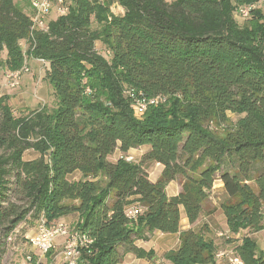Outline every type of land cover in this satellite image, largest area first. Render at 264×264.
<instances>
[{
    "label": "trees",
    "instance_id": "16d2710c",
    "mask_svg": "<svg viewBox=\"0 0 264 264\" xmlns=\"http://www.w3.org/2000/svg\"><path fill=\"white\" fill-rule=\"evenodd\" d=\"M32 1L0 0V69L19 70L25 55L44 60L56 106L16 117L0 96V264L20 225L70 214L92 240L86 264L150 260L136 241L153 232L178 235L166 263L216 264L207 226L180 230V220L183 211L189 225L198 221L217 180L227 230L264 234V10L251 11L250 26L235 18L260 0H67L68 12L31 37L20 4ZM128 90L165 101L137 119ZM142 147L138 162L126 161ZM28 150L38 157L24 160ZM148 162L162 166L155 182ZM130 208L140 211L129 217ZM234 250L243 264H264L248 236Z\"/></svg>",
    "mask_w": 264,
    "mask_h": 264
},
{
    "label": "rangeland",
    "instance_id": "374dc122",
    "mask_svg": "<svg viewBox=\"0 0 264 264\" xmlns=\"http://www.w3.org/2000/svg\"><path fill=\"white\" fill-rule=\"evenodd\" d=\"M18 4L20 3L18 2ZM20 6H22L26 14L28 15L30 14L29 7H25L21 4ZM255 10L257 11L264 10V0H260L258 3L255 4L254 11ZM110 12L113 15H120L122 13L121 9L115 5H112L110 7ZM235 18L238 21L240 26H245V25L250 26L253 24V21H254L253 14H250L248 17L243 18L239 15V13L236 12ZM263 43H264V39L262 42V46H263ZM21 47L23 51L25 52L27 51L28 45L26 42L25 43L22 42ZM95 47L97 50L102 49V45L100 42H97V46ZM106 54H107V51H106ZM24 65L28 67L29 72L25 75H22L18 86L14 89L6 88L5 86L6 81L4 79V71H8V70L5 68L0 69V96L7 95L9 97L8 103L13 111V114L16 117H24V116H27L31 111L41 110L42 108L52 109L53 107L56 106V99H55L53 90L51 86L48 84V82L43 79L46 65L28 55H25ZM164 101L165 99L162 98V100L158 101V103L164 102ZM134 116L137 119H141L143 117V115H137V114H134ZM147 150H148V147H147ZM145 151H146L145 147L137 148V149L129 151L127 153V157L132 158L131 162H138L140 160L141 155ZM121 156L122 154L118 150H116L114 154L109 157V160L114 162ZM37 157H38V154L32 150H28L23 154L24 160H33V159H36ZM144 168L148 174V178L150 181H155L158 179L160 172H161L160 171L161 166L159 164L148 162L144 165ZM68 179L70 181H76L80 179V174L77 172L73 173L72 175L68 177ZM99 180L103 181L101 177L99 178ZM181 182H182V179L180 178L177 181L172 182L170 186H167L166 194L170 196L174 192H176V190L180 188ZM217 184H218V181H215L212 187V191L210 192L209 199L204 204V210H205L204 212L208 211V214L206 215H210V214L214 215L213 222H214L215 229H213L212 231L207 229V233L209 232V236L213 240L216 241L217 251H233L236 245L238 244V242H241V240L246 236L250 237L251 240L254 241L256 245H258L259 248H263L264 247V236H263L264 234L254 233V232L245 230V231L240 232L241 234L239 238H235V237L232 238V234L225 229L224 217H222L220 210L216 208L224 200L225 197L223 193L220 191V189L217 188L216 186ZM214 205H216V207L212 208ZM181 212L183 213V211ZM75 221L76 220H74L73 226L77 228L78 222L75 223ZM35 228H36L35 223H29V221L20 225L17 229V233L19 234L18 240L24 241V237L34 232ZM220 234L221 236H219ZM168 242H169L167 244L168 246L175 244L174 242H176V239H171ZM54 250H56L57 253L60 252L61 243L58 242ZM57 253H53V256L56 257ZM15 259H16L15 258V247L13 245H10L9 242H6L5 253L3 255V264H11L13 260ZM57 261H58L57 259L56 261L54 260V264H57ZM222 261H225V263L227 264L226 259Z\"/></svg>",
    "mask_w": 264,
    "mask_h": 264
},
{
    "label": "built area",
    "instance_id": "2783aa9c",
    "mask_svg": "<svg viewBox=\"0 0 264 264\" xmlns=\"http://www.w3.org/2000/svg\"><path fill=\"white\" fill-rule=\"evenodd\" d=\"M117 6V5H115ZM118 7V6H117ZM30 9V36L32 37L34 31L45 32L48 28V22L52 16H63L68 12L67 0H33L29 7ZM121 9V8H120ZM255 9V4L240 7L237 13L243 18L250 15L251 11ZM122 12V10H121ZM264 52V43H263ZM109 54V52H107ZM39 62L47 65L42 59H37ZM29 72L26 65L16 71H4V79L6 81V88L14 89L18 86L22 75ZM88 92V89H86ZM126 94L133 100L132 109L134 114L143 115L147 107L156 105L161 101V97L146 98L142 95L137 97L133 90H128ZM126 161L131 162V157H126ZM140 210L137 208H130L127 210V215L133 217ZM17 230L15 231V235ZM14 235V236H15ZM221 236V234L219 235ZM14 238H9L8 241L12 242ZM61 241V257L63 264H86L80 259L81 251L88 249L92 244V240L85 234L81 233L77 228L70 227L69 225L61 222H54L46 224L41 219L35 228V232L28 234L24 237L25 247L32 248L39 253L38 257L33 255H24L21 264H47L44 261L46 255L52 252L57 246V240ZM215 259H226L227 264H243L240 258L233 251H216Z\"/></svg>",
    "mask_w": 264,
    "mask_h": 264
},
{
    "label": "crops",
    "instance_id": "0c3cea01",
    "mask_svg": "<svg viewBox=\"0 0 264 264\" xmlns=\"http://www.w3.org/2000/svg\"><path fill=\"white\" fill-rule=\"evenodd\" d=\"M166 1H169V0H166ZM96 46H97V43H96ZM160 171H162V166H161ZM155 181H152V182H155ZM217 181H218V184L216 185L217 188H219L220 191L225 196L222 182L220 180H217ZM171 183H169L167 186H170ZM179 191H180V188H178L176 190V192H174L170 196L177 195L179 193ZM219 205H218V207H216V205H214L212 208L216 207L219 210ZM204 211L202 212V214H201L200 218L198 219V221L196 223L192 224V225H189V223H188V221H187V219L185 217L184 212L183 213L181 212L180 230L193 229V230L198 231L204 225H207V227H208V229L210 231L215 229L214 228L215 227L214 226V222H213L214 221L213 220V216L214 215H212V214L206 215V214H208V211H206V212H204ZM222 217H223V215H222ZM74 220H76L75 223H77L79 221V218H78L77 214H70V215L61 217V218L58 219V222L69 224L70 227H74L73 226L74 225ZM224 226H225V229L227 230V226H226L225 221H224ZM34 232H35V230H34ZM32 233H30V234H32ZM257 233L263 234L262 232H257ZM240 234L241 233H238L237 235H233L232 234V238H234V237L235 238H239ZM205 238L207 240L208 239L212 240L215 243L216 247H217L216 241L213 240L209 236V232L205 234ZM171 239H176V242H174L175 244H172V245L168 246L167 245L169 243L168 241L171 240ZM61 241H62V239H58L57 243L58 242L61 243ZM239 244H240V242H238L237 245H239ZM12 245L15 247V258L16 259L13 260V262L11 264H21L24 255H29L30 254V255H33L34 257H38L39 256V253L37 251L33 250L32 248L25 247V241L17 240ZM136 245L138 247H140V248H143L146 251L152 250L154 252L153 257L150 260H144V259H136L134 256H132L130 254H127L124 257L123 262L121 264H168L164 260L163 256H164V254L166 252H168L170 250H176L178 248V246H179V240H178V235L177 234L170 235V234H162V233H159V232H153L150 235V237H149V239L147 241H136ZM261 249H264V247L261 248ZM53 253H57L56 250H54V251L50 252L48 255H46V257L44 258V261L47 264H54V260L56 261V259H57L58 260L57 264H63V258L61 257V253L58 252L56 254V257L53 256ZM216 264H226V263H225V261L216 259Z\"/></svg>",
    "mask_w": 264,
    "mask_h": 264
}]
</instances>
